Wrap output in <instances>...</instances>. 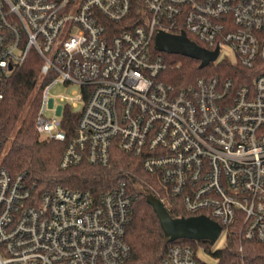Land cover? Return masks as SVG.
<instances>
[{
    "label": "built area",
    "instance_id": "2783aa9c",
    "mask_svg": "<svg viewBox=\"0 0 264 264\" xmlns=\"http://www.w3.org/2000/svg\"><path fill=\"white\" fill-rule=\"evenodd\" d=\"M141 3L132 25V0H0V104L12 75L36 54L42 87L34 127L41 139L65 141L61 168L104 165L116 145L190 215L214 219L226 237L237 231L264 244V0ZM158 30L217 47L215 61L228 46L245 75L240 82L202 75L181 88L163 82ZM57 82L82 87L70 134L67 104L44 115ZM133 201L124 180L97 197L62 184L37 193L0 162V264H126ZM159 264L207 263L173 243Z\"/></svg>",
    "mask_w": 264,
    "mask_h": 264
},
{
    "label": "trees",
    "instance_id": "16d2710c",
    "mask_svg": "<svg viewBox=\"0 0 264 264\" xmlns=\"http://www.w3.org/2000/svg\"><path fill=\"white\" fill-rule=\"evenodd\" d=\"M143 12L141 0H132L130 19L132 25L138 24ZM189 38L200 44L193 36ZM160 53L165 67L159 79L174 86L185 87L199 76L220 75L240 82L246 70L237 62L223 58L199 68V60L181 54ZM41 61L30 53L20 69L12 75L0 104V162L12 175L22 174L26 181L41 193L62 184L71 188L88 190L97 197L102 191L113 187L118 181H126L134 194L132 213L125 228V240L130 254L126 264H159L165 257L168 247L173 243L186 244L195 251L199 247L218 258L219 264H264V244L243 239L237 231H230L226 245L212 251L207 240L179 238L167 241L152 206L146 195L151 193L163 199L169 213L173 216L190 215L178 198L171 197L156 175L146 172L140 159L127 154L118 146H113L109 161L104 164H89L85 161L68 168L59 166V158L65 141L39 139L34 122L41 99L42 81ZM77 114L68 106L64 108V127L72 133ZM241 247V249H240Z\"/></svg>",
    "mask_w": 264,
    "mask_h": 264
},
{
    "label": "water",
    "instance_id": "95a60500",
    "mask_svg": "<svg viewBox=\"0 0 264 264\" xmlns=\"http://www.w3.org/2000/svg\"><path fill=\"white\" fill-rule=\"evenodd\" d=\"M153 45L157 51L198 59L199 68L206 67L210 62L215 61L219 52L217 47L210 50L199 45L184 32L175 34L158 30L154 36ZM146 200L152 206L160 228L169 242L179 238H187L196 241L207 240L213 244L220 234V224L204 214L173 217L160 198L148 193Z\"/></svg>",
    "mask_w": 264,
    "mask_h": 264
},
{
    "label": "rangeland",
    "instance_id": "374dc122",
    "mask_svg": "<svg viewBox=\"0 0 264 264\" xmlns=\"http://www.w3.org/2000/svg\"><path fill=\"white\" fill-rule=\"evenodd\" d=\"M225 56L233 60L234 59V53L228 46H223L221 55L218 60H221L225 58ZM41 77H39L37 81V86L41 82ZM82 93V87L78 84L71 83H63V82H57L55 83L49 90L48 96L53 98V107H47L44 115L46 117L53 116L56 112L55 109L58 105L65 106L68 105L69 109L73 112L78 114L81 106L83 98H78L79 94ZM74 103V104H73ZM39 139H41L39 137ZM43 140V139H41ZM1 160V158H0ZM226 245V236L224 233H221L216 241L211 244L212 251L216 249H220ZM197 255L199 258L204 261L207 264H217L218 258L213 256L212 254L206 252L203 248L199 247L197 249Z\"/></svg>",
    "mask_w": 264,
    "mask_h": 264
}]
</instances>
